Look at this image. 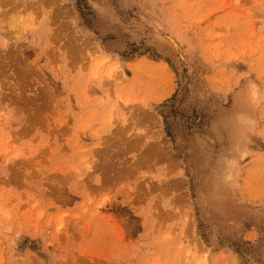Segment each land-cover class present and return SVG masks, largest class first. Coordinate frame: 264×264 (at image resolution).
I'll use <instances>...</instances> for the list:
<instances>
[{
  "label": "rangeland",
  "instance_id": "rangeland-1",
  "mask_svg": "<svg viewBox=\"0 0 264 264\" xmlns=\"http://www.w3.org/2000/svg\"><path fill=\"white\" fill-rule=\"evenodd\" d=\"M0 264H264V0H0Z\"/></svg>",
  "mask_w": 264,
  "mask_h": 264
}]
</instances>
